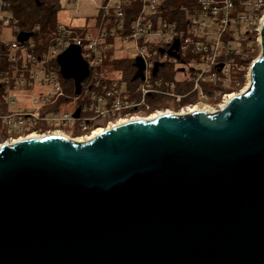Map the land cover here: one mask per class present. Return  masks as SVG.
I'll use <instances>...</instances> for the list:
<instances>
[{"label":"water","instance_id":"water-1","mask_svg":"<svg viewBox=\"0 0 264 264\" xmlns=\"http://www.w3.org/2000/svg\"><path fill=\"white\" fill-rule=\"evenodd\" d=\"M260 34L248 89L215 113L0 146V264H264V21ZM56 64L79 95L80 49Z\"/></svg>","mask_w":264,"mask_h":264},{"label":"built area","instance_id":"built-area-1","mask_svg":"<svg viewBox=\"0 0 264 264\" xmlns=\"http://www.w3.org/2000/svg\"><path fill=\"white\" fill-rule=\"evenodd\" d=\"M9 1L0 0V67L3 63L7 67V72H0L4 145L30 136L60 133L67 137L65 129L78 132L84 140L94 132L90 126L98 119L129 113L157 98L180 104L196 97L198 104L179 115L196 110L215 113L230 97L248 89L250 67L258 58L252 55L262 49L264 0H101L91 32L57 24L46 46L35 45L31 38L17 42V20ZM6 29L11 41L3 35ZM119 42L128 44L132 58L116 56L114 46ZM70 46L80 49L88 67L79 95L72 81V96L60 83V72L53 70L59 71L56 58ZM138 58L144 65L143 78L132 81L133 85L120 72H108L114 60L133 64ZM247 62L244 84L239 87L234 74L243 71ZM135 72L134 68L131 79ZM69 103L74 111L62 110Z\"/></svg>","mask_w":264,"mask_h":264},{"label":"trees","instance_id":"trees-1","mask_svg":"<svg viewBox=\"0 0 264 264\" xmlns=\"http://www.w3.org/2000/svg\"><path fill=\"white\" fill-rule=\"evenodd\" d=\"M60 0H10V9L17 20L18 33H32L35 45L42 43L46 46L51 40L55 27L58 24L56 22L57 15L60 12ZM45 47L38 48L37 53L43 51ZM257 50L252 55V58L257 56ZM248 62L244 65V70L234 74V80L239 83V87L244 84L245 68ZM108 72L116 73L120 72L123 76V80L128 85H133L129 74L133 73V64L126 59L114 60L108 64ZM0 72H7V67L3 63L0 67ZM131 73V74H132ZM112 75V74H111ZM72 81L66 80L64 83L65 92L72 96ZM238 88H234L238 91ZM77 135V134H73ZM4 138V137H3Z\"/></svg>","mask_w":264,"mask_h":264},{"label":"rangeland","instance_id":"rangeland-1","mask_svg":"<svg viewBox=\"0 0 264 264\" xmlns=\"http://www.w3.org/2000/svg\"><path fill=\"white\" fill-rule=\"evenodd\" d=\"M100 1L101 0H80L79 2L74 3V0H60L59 1L60 12L57 15L56 22L61 25L71 26V28H81L79 29L80 32H85V30L91 32L94 29L98 20L97 6L100 3ZM183 1L184 0H178V2H183ZM3 32H4L3 35L6 40L11 41L13 39L12 37L8 36L9 29L4 30ZM31 40L34 42L33 38H31ZM114 47H115L116 56H120L123 58L133 57V54L128 44L119 42ZM259 55L260 53L256 56V58ZM53 70L59 73L58 69L53 68ZM131 73L129 74L130 78L133 74ZM59 81L64 86L65 81L62 80L61 78H59ZM246 85L247 83H245V86ZM245 86L243 88H245ZM18 103L19 106L23 104L21 100ZM62 110H68L72 112L74 111V105L72 103L66 104L64 105V108H62ZM64 132L68 134L66 135L68 139L74 142H80L78 141L80 140V138L78 136L73 135L74 132L71 131V129H65ZM95 132H99V130ZM0 134H2L1 130H0Z\"/></svg>","mask_w":264,"mask_h":264},{"label":"flooded vegetation","instance_id":"flooded-vegetation-1","mask_svg":"<svg viewBox=\"0 0 264 264\" xmlns=\"http://www.w3.org/2000/svg\"><path fill=\"white\" fill-rule=\"evenodd\" d=\"M209 104L213 105L214 102L208 100ZM207 102V103H208ZM198 104L197 98L196 97H190L187 99H184L182 103L178 104L175 103L174 101L166 98H157L154 100H149L148 105L142 108H136L130 111L129 113H125L122 115H119L117 117H113L110 119H98L95 121V123H92L90 126L91 132L93 131H100L101 130H106L109 128L114 127L120 121H125V122H131V121H140V120H147L148 118L152 116H156L158 114H174V115H179L181 110H185L186 107L191 106L193 108L195 105ZM195 112H203L201 110H196ZM137 117L134 120H131V118ZM140 119V120H139ZM73 134H77L75 136H79L78 132H74ZM5 137L3 138L2 136L0 137V146L4 145L5 143ZM9 145V144H7ZM11 145V144H10Z\"/></svg>","mask_w":264,"mask_h":264},{"label":"bare ground","instance_id":"bare-ground-1","mask_svg":"<svg viewBox=\"0 0 264 264\" xmlns=\"http://www.w3.org/2000/svg\"><path fill=\"white\" fill-rule=\"evenodd\" d=\"M246 89V88H245ZM245 91V90H244ZM230 99H231V97H230ZM228 101V100H227ZM193 111H191L190 113H192ZM205 113V112H204ZM206 113H209V112H206ZM167 114H169V113H167ZM158 115H161V114H158ZM158 115H156V116H152V117H150V118H148L147 120H153V119H155ZM140 120V119H139ZM147 120H145V121H147ZM125 123H127V122H125V121H120L117 125H122V124H125ZM116 126V125H115ZM114 126V127H115ZM97 131V130H96ZM104 131V130H103ZM103 131H99V132H93L91 135H89L86 139H84V140H78V141H80L79 143H83V142H86V141H91L92 139H94L95 137H97V136H99L100 134H102L103 133ZM50 136H53V137H64V138H67V137H65V136H62L60 133H54V134H51ZM34 138H37V136H30V137H28L26 140H29V139H34ZM68 139V138H67Z\"/></svg>","mask_w":264,"mask_h":264}]
</instances>
